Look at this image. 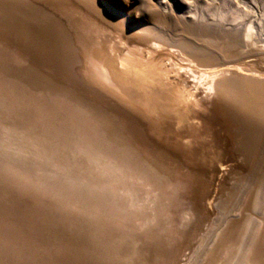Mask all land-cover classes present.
Returning a JSON list of instances; mask_svg holds the SVG:
<instances>
[{
  "label": "rangeland",
  "instance_id": "obj_1",
  "mask_svg": "<svg viewBox=\"0 0 264 264\" xmlns=\"http://www.w3.org/2000/svg\"><path fill=\"white\" fill-rule=\"evenodd\" d=\"M33 1L0 0V264H264V0H75L120 42Z\"/></svg>",
  "mask_w": 264,
  "mask_h": 264
},
{
  "label": "bare ground",
  "instance_id": "obj_2",
  "mask_svg": "<svg viewBox=\"0 0 264 264\" xmlns=\"http://www.w3.org/2000/svg\"><path fill=\"white\" fill-rule=\"evenodd\" d=\"M16 1H19V2H23L24 0H16ZM162 1V0H161ZM34 3L36 2V3H41V5H48L49 6V8H51L52 6H54V9L53 8H51L52 9V12L53 13H51L52 14V19L54 18V25L58 28V27H62V28H66V27H71L72 29H74V27L76 26L77 27V25L73 22L75 19L73 18V16H70V15H68L69 17H71V19L73 18L74 20H71V19H69L67 22L65 21V17H67V16H65V13H66V11H68V9H66V7H64V6H67V5H71V3L73 2V4L76 2L75 0H34L33 1ZM27 3V2H26ZM77 3V5L78 6H80L81 7V9H82V11H81V9H79V7H76V8H78V10H80L82 13L81 14H79V15H85V16H88V18L87 19H89L88 21H87V19H85V18H83V19H85L86 21H84V23H79V24H82L81 25V27H80V30L79 31H83V29H85V30H87V32L89 31L91 34H96V35H98V36H102V35H100L101 33L103 34L104 32V30H105V32H107V31H110V32H113L112 30H108L107 29V27H105V25H104V21H101L102 20V18L101 17H99L98 15H95L94 13H93V11H91V10H89V9H87V8H85L83 5L84 4H82V5H79V3L78 2H76ZM75 3V4H76ZM163 3V2H162ZM58 4H60V5H58ZM63 4V5H62ZM14 5V4H13ZM62 5V6H61ZM47 6V7H48ZM51 6V7H50ZM58 6L60 7V9L61 10H64L63 12H61V13H59V11H57V9H58ZM74 6V5H73ZM64 7V8H63ZM90 7V6H89ZM159 7L162 9V10H164L165 11V13H167V14H169V15H172V16H177V15H175V13L173 12V10H171V8H168L167 6H164V5H162L161 3L159 4ZM69 8V7H68ZM75 8V7H74ZM73 7H71L70 8V10L72 9L73 11L71 12H69V14H73L74 15V11H76L75 9H74ZM59 10V9H58ZM37 11V10H36ZM35 11V12H36ZM76 13V12H75ZM77 13H79L78 11H77ZM76 13V15H78ZM96 13V12H95ZM105 13V12H104ZM189 14L191 13V12H188ZM37 15H41L39 12H37ZM78 15V16H79ZM65 16V17H64ZM80 16V17H81ZM68 17V18H69ZM75 17V16H74ZM79 17V18H80ZM180 18H182V16H179ZM191 17H192V19H191ZM75 18H77V17H75ZM82 18V17H81ZM190 18V22H191V25H196L197 27H198V30H199V32L201 33V35L202 36H205L206 38H207V43L209 44V45H211L212 47H215V49H217V50H220L221 52L223 51H225L226 50V46L228 45H230V43L232 44V43H234V42H236V43H239L240 42V44H241V46L245 49L246 48V50L248 49L249 50V52H251V50H252V47L253 48H255V46L257 45V44H259V43H261L260 41H255V42H253L252 41V39H251V32H250V29H248V30H246V32L242 35V36H240L238 33H237V35H235V33L233 34V36L231 37V35H232V33L230 32V31H236L237 29H234V30H224V28L223 29H219V28H216V27H214V26H212V25H209V24H207L206 22H204L203 21V19H201V18H199V20H196L195 19V17L194 16H190L189 17ZM220 18H222V16H220ZM47 19V18H46ZM182 19H184V18H182ZM78 20V22H79V19H77ZM81 20V19H80ZM185 20V19H184ZM185 22H188V20H186ZM94 23V24H93ZM53 24V23H52ZM86 24H90V25H98L99 27H100V29H98V30H91L92 29V26L91 27H87V25ZM212 24V23H211ZM89 25V26H90ZM104 25V26H103ZM107 25H110V24H107ZM94 27V26H93ZM226 27V26H225ZM228 27V26H227ZM83 28V29H82ZM229 28V27H228ZM241 28V27H240ZM113 29V28H112ZM115 30V29H114ZM113 36H115V37H113L112 38V40H114V41H118V42H120V41H126V38H122V35L121 34H119V33H114L113 32V34H112ZM97 36V37H98ZM236 36V37H235ZM103 37V36H102ZM99 38V37H98ZM129 40V39H128ZM225 40H229V42L230 43H227V44H225L224 43V41ZM224 43V44H223ZM233 45V44H232ZM230 47V46H229ZM205 50H207L205 47H203ZM224 48H225V50H224ZM191 49V48H190ZM243 49V50H244ZM259 49V48H258ZM208 52V53H207ZM207 52H204L206 55H207V57H216V58H218L219 56H214L213 54H212V52L208 49L207 50ZM220 52V53H221ZM239 52H240V50H239ZM248 52V51H247ZM204 54V55H205ZM211 54V55H210ZM248 54H250V53H248ZM209 55V56H208ZM241 55V54H240ZM246 55V54H245ZM153 56V55H152ZM216 58H214L215 60H216ZM225 58V57H224ZM233 63V62H232ZM219 64V63H218ZM224 64V63H223ZM236 64V63H235ZM148 65V64H147ZM186 65V64H185ZM224 66V65H223ZM236 66V65H235ZM234 67V66H233ZM150 68V67H149ZM228 68V67H227ZM230 68H231V66H230ZM236 68H238L237 66H236ZM235 68V69H236ZM161 69V68H160ZM222 69H225V68H222ZM227 70V69H226ZM234 71H236V70H234ZM205 72V71H204ZM207 72H209V71H207ZM210 73V72H209ZM214 74V73H213ZM227 75V74H226ZM250 75V74H249ZM203 76V75H202ZM251 76V75H250ZM259 76V75H258ZM215 77V76H214ZM196 78V77H195ZM217 78V77H216ZM239 79V78H238ZM197 80V79H196ZM223 80V79H222ZM199 82V81H198ZM214 84V83H213ZM158 85V84H157ZM229 85V84H228ZM173 86V85H172ZM214 86V85H213ZM177 88H179V87H177ZM176 88V89H177ZM180 88H182V87H180ZM184 88V87H183ZM214 88V87H213ZM159 89H162V86H160L159 87ZM163 90H164V88H163ZM189 90V89H188ZM160 93V95H162L161 94V92H159ZM211 94V93H210ZM163 96V95H162ZM215 97V96H214ZM192 100V99H191ZM195 100V99H194ZM194 100H192L193 102H194ZM213 100H214V98H213ZM192 101H191V103H192ZM207 101V100H206ZM196 102H199V101H196ZM167 105H168V103H166ZM216 107V106H215ZM204 109V108H203ZM223 109H225V107H223ZM197 110V109H196ZM199 110H200V108H199ZM207 110V109H206ZM205 110V111H206ZM204 111V112H205ZM200 113V112H199ZM203 113V112H202ZM215 113V112H214ZM213 113V114H214ZM212 114V115H213ZM206 115H208V114H206ZM209 116V115H208ZM214 116V115H213ZM217 118V117H216ZM212 119H214V117H212ZM218 119V118H217ZM214 121V120H213ZM218 121V120H217ZM187 122V121H186ZM220 122V121H219ZM188 124V123H187ZM218 124V123H217ZM217 124H215L214 126H216L217 127ZM197 125V124H196ZM220 126V125H219ZM197 127V126H196ZM214 128V127H213ZM196 130V129H195ZM218 130V129H217ZM191 131V130H190ZM204 131V130H203ZM214 133V132H213ZM216 133V132H215ZM225 138V137H224ZM212 141V140H211ZM222 141V140H221ZM220 144V143H219ZM226 144V143H225ZM218 145V144H217ZM221 148H223V147H221ZM220 150V149H219ZM222 150V149H221ZM217 151V150H216ZM219 152V151H218ZM221 152V151H220ZM224 152V151H223ZM207 154V153H206ZM217 154V153H216ZM222 154V153H221ZM216 156V155H215ZM218 156V155H217ZM220 157V156H219ZM221 162V161H220ZM220 164V163H219ZM220 166V165H219ZM221 167V166H220ZM215 172V171H214ZM255 229V228H254ZM248 248H249V245H246V249H244L243 251H244V253H245V251L246 250H248ZM245 254L244 255H241L240 256V258H239V260H238V262L236 263V264H246V263H248L247 262V260H248V257H247V259H246V261L244 260L243 261V259L245 258ZM243 261V262H242Z\"/></svg>",
  "mask_w": 264,
  "mask_h": 264
},
{
  "label": "water",
  "instance_id": "obj_3",
  "mask_svg": "<svg viewBox=\"0 0 264 264\" xmlns=\"http://www.w3.org/2000/svg\"><path fill=\"white\" fill-rule=\"evenodd\" d=\"M65 7V6H64ZM59 9V13H61V12H63V10H61L60 8H58ZM58 9H57V11H58ZM21 12H24L25 14H27L29 17H33V18H43L44 20H45V23H46V25H47V28H48V26H50V28H52V26H54L55 27V25H54V23L52 24L51 23V20H48V19H46L44 16H38L37 15V13H35V12H33L31 9H26V10H21ZM67 39V38H66ZM69 40V39H68ZM76 40V39H75ZM60 42H62L61 40H60ZM62 44V43H61ZM111 87V86H110ZM112 88V87H111ZM151 114H153L152 112H151ZM155 114V113H154ZM135 120V119H134ZM136 125V124H135ZM137 126V125H136ZM138 128V127H137ZM132 132L135 134V136H137V137H144V134L143 133H140L137 129L134 131V130H132Z\"/></svg>",
  "mask_w": 264,
  "mask_h": 264
}]
</instances>
